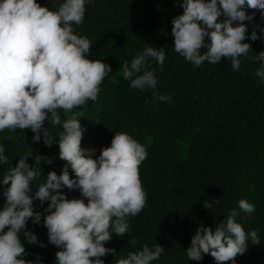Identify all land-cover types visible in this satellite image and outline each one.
<instances>
[{
  "label": "trees",
  "instance_id": "trees-1",
  "mask_svg": "<svg viewBox=\"0 0 264 264\" xmlns=\"http://www.w3.org/2000/svg\"><path fill=\"white\" fill-rule=\"evenodd\" d=\"M36 2L55 11L62 0ZM179 3L90 0L85 4L82 23L73 25L75 34L91 44L86 58L101 60L111 68L99 85L97 99L69 113L83 129L81 148H94L95 159L102 147L110 146L114 133L122 132L146 151V158L138 165L144 207L136 216L128 217V233L120 237L113 234L105 242L104 246L114 251L101 259L104 264H116L129 252L157 244L163 251L151 264H215L209 254H202L199 261H189L185 250L198 227L214 230L229 210L244 201L252 203L255 210L238 212L235 222L246 233L255 230L258 243L249 242L247 250L234 257L231 264H264V83L254 75L259 61L252 59L264 50L260 38L264 18L260 10L246 8L252 19L242 22L247 26L242 42L248 43L250 50L239 57L238 70H232L230 58L194 66L173 50L171 21L183 12ZM253 31L256 40L248 39ZM147 46L163 48V70L155 61H150V67L157 79L156 91L170 97L169 102L153 103L152 90L132 89L122 77L121 65L130 63ZM59 112L63 121L66 117L62 110ZM42 127L53 135L51 145H45L43 139L34 142V133L28 128L0 132V144L7 156V162L0 165V176L21 156L30 155L26 159L30 167L37 163V156L41 158V174L32 185V193L49 171L59 175L66 165L55 143L62 129L47 120ZM68 171L74 178L70 167ZM5 187L0 184V206ZM61 191L67 199H83L78 189ZM205 201L211 206L205 208ZM48 203L34 199L33 211L41 213L40 222L33 223L29 218L25 224L24 231L34 233L37 242L30 243L21 236L23 258L33 264H55L59 251L48 242L43 225Z\"/></svg>",
  "mask_w": 264,
  "mask_h": 264
},
{
  "label": "clouds",
  "instance_id": "clouds-1",
  "mask_svg": "<svg viewBox=\"0 0 264 264\" xmlns=\"http://www.w3.org/2000/svg\"><path fill=\"white\" fill-rule=\"evenodd\" d=\"M89 2L62 0L52 11L36 0H0V132L28 128L34 142L43 139L51 145L53 135L42 125L45 120L53 127L59 125L62 130L55 143L59 158L66 162L59 175L49 171L34 193L32 185L41 174L39 156L31 167L26 162L30 155L21 156L0 176V184L6 186L0 206V264H33L23 258L21 236L37 242L34 233L24 231L29 218L40 222L41 213L33 211L34 199L49 202L43 225L48 242L59 248L55 264H104L101 257L114 251L105 242L113 234L128 233V217L144 207L145 192L138 177V165L146 158L144 147L127 133L117 132L110 146L102 147L93 159L95 149L81 148L83 129L69 115L74 107L97 99L99 85L111 71L101 60L86 58L91 44L74 32L73 25L82 23ZM179 4L183 12L171 21L173 50L194 66L230 58L232 70H238L239 57L250 50L242 42L247 27L242 22L252 19L246 8L260 10L264 18V0H180ZM260 31L264 40V29ZM257 38L255 31L248 34L250 40ZM164 59L163 48L147 46L121 65L122 77L132 89L152 90L153 103L169 102L170 97L156 91L157 79L150 67V61H155L163 70ZM252 59L259 61L254 75L264 83V50ZM59 110L66 117L63 121ZM6 162L0 144V165ZM63 188L78 189L83 199H67ZM203 206L211 205L205 201ZM254 210L252 203L239 201L214 230L198 227L185 250L188 260L199 261L202 254H209L215 264H231L249 242L258 243L255 230L246 233L235 222L238 212ZM162 251L157 244L151 249L145 245L116 264H151Z\"/></svg>",
  "mask_w": 264,
  "mask_h": 264
}]
</instances>
